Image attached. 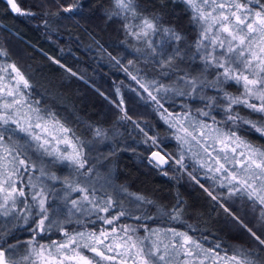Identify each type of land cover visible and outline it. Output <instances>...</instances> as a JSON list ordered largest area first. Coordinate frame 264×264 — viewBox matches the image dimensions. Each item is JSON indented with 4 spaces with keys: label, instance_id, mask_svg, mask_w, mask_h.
I'll list each match as a JSON object with an SVG mask.
<instances>
[{
    "label": "snow or ice",
    "instance_id": "6c2138e0",
    "mask_svg": "<svg viewBox=\"0 0 264 264\" xmlns=\"http://www.w3.org/2000/svg\"><path fill=\"white\" fill-rule=\"evenodd\" d=\"M5 2L18 16L48 15L23 9L18 0ZM56 3L69 18L81 14L87 6V0H76L68 6L61 4V0ZM107 3L108 7L97 6L103 8L101 18L119 25L118 30L126 38L122 43L136 41L144 46L127 53L133 57L127 65L111 53L110 60L135 82L138 87L132 91L145 101V106L150 104L160 114L178 143V156L153 151L149 165L173 180L182 179L181 174L192 167V172H188L190 180L231 221L244 228L257 246H264V236L258 234L264 233V147L246 139L249 135L264 139V0H157L151 7H141L138 0H107ZM169 4L173 9L183 4L191 10L190 23L198 29L193 44H187L185 34L178 30L180 17L176 16L173 22L171 13L165 11ZM43 23L47 25L48 21ZM8 56V51L0 48V58ZM49 59L65 68L60 60ZM141 60L143 67H134ZM146 68H155L159 78H150L144 71ZM65 70L77 76L70 68ZM0 72L3 73L0 74V218L12 225L0 227V264H172L174 255L181 258L182 264H205L206 260L221 259L215 251L203 249L184 232L172 228L167 232L150 230L144 222L153 219L149 210L155 207V202L130 193L124 185H114L111 170L101 175L97 171L100 158L93 162L90 155L89 145L93 142L82 140L56 113L42 107V100L31 95L32 85L14 63L0 66ZM233 85L238 94L228 91ZM206 90H211L213 95H207ZM116 93L120 96L119 87ZM194 97L203 104L196 110L197 117L204 119L194 118L190 111L169 110L177 98L183 109ZM113 103L120 120L131 122L144 133L145 143L150 140L158 146L157 138L149 136L144 126L133 120L124 107L123 97ZM240 107L248 110L247 116L237 111ZM209 119L211 123L207 122ZM87 130L94 141L108 138L99 127L88 125ZM193 142L202 153H192L191 159L205 170L204 178L218 183L226 194L205 187L195 174L197 168L188 163ZM111 155H115V150ZM33 156L41 163L39 169ZM48 165L69 168V177L61 180L55 172H49ZM166 166L177 175L168 176ZM36 171L39 176L35 175ZM24 174L28 175L27 183L21 179ZM56 184L61 187L57 189ZM72 193L79 196L73 198ZM57 199L63 201L67 216L54 206ZM236 199L249 206L258 225L255 230L229 205V201L235 203ZM183 211L184 201L177 194L176 203L162 215L179 221ZM72 217H76L78 224L82 223L81 217H88L87 223L94 227L99 221L101 227L98 231L69 233L66 226L72 223ZM122 218L134 223L121 224ZM141 227L149 236L137 235ZM18 231L29 233L25 242L27 252L21 260L15 258L21 246ZM53 231L64 240L42 243ZM168 233L172 237L170 243H146L152 235ZM85 250L92 255L85 254ZM230 259L235 264H264L259 253H245L243 249Z\"/></svg>",
    "mask_w": 264,
    "mask_h": 264
},
{
    "label": "trees",
    "instance_id": "16d2710c",
    "mask_svg": "<svg viewBox=\"0 0 264 264\" xmlns=\"http://www.w3.org/2000/svg\"><path fill=\"white\" fill-rule=\"evenodd\" d=\"M75 2L76 0H61L64 6ZM138 2L141 7H151L157 0H138ZM18 3L23 9L37 13L46 12L48 15H39L37 18L18 16L11 12L5 0H0V48L6 49L9 53L6 59L0 58V66L14 63L32 85L31 95L42 100V107L56 113L57 118L71 127L82 140L93 142L89 145L92 149L90 155L93 162L97 157L100 158L97 171L101 175L111 170L114 185H124L130 193L144 195L155 202V207L149 210V215L153 219L144 222L147 227L150 230L161 229L162 232H167L169 228L184 232L193 241L200 243L203 249H212L221 257L219 260H206L205 264H235L230 258L233 254H237L239 249H243L245 253H259V258L264 260V251H259L264 246H257L244 228L231 221V217L215 204L198 184L190 180L188 172H192V167L181 174L182 179L173 180L149 165L148 156L153 150L165 154L161 149L163 148L167 153L178 156V143L174 138L173 130L160 118V114L154 112L150 104L145 106V101L132 91L134 87H138L135 82L110 60L111 53L127 65L128 60L133 58L127 53L134 47L144 46L137 45L136 41L122 43L126 38L118 30L119 25L101 18L103 8L97 6L108 7L107 0H87V6L82 9L81 14L72 15L71 18L69 14L62 12L56 0H18ZM165 11L171 13L170 19L173 22L176 16L180 17L178 30L185 34L187 44H193L198 29L190 23L191 10L183 4L173 9L169 4ZM57 12L60 16L53 15ZM44 20L48 21L47 25L43 23ZM49 57L60 60L65 68H70L77 73V76H71L65 68L54 64ZM143 64L144 61L141 60L134 67L140 68ZM144 71L150 78H159L155 68H146ZM192 74L195 75L196 72ZM165 82L171 83V81ZM117 87L120 89V96H117ZM228 91L238 94L235 85L228 88ZM206 93L209 96L213 95L211 90H206ZM120 97H123L124 107L129 110L133 120L139 121L149 136L157 138L158 146L152 145L150 140L145 143L147 137L144 133L136 129L131 122L119 119L120 113L113 102H118ZM201 107L203 104L194 97L188 100L187 107L182 109L181 101L177 98L175 106L169 110L176 113L190 111L194 118L204 119L197 117L196 110ZM237 111L242 116L248 115V110L243 107L238 108ZM217 119L219 120L220 116H217ZM207 122L211 123V120ZM88 125L105 130L108 138L94 141L92 133L87 130ZM246 139L258 147H264V139L259 138L258 135H249ZM187 147L185 146L186 152ZM113 150H115L114 156L111 155ZM192 153H202V149L195 142L192 143L191 153H188V163L197 168L195 174L205 187L210 190L214 188L217 194H226V190L220 189L218 183L204 178L205 170L200 169L191 159ZM104 157L108 159L105 160ZM32 159L36 160V157L33 156ZM36 166L37 169L41 167L39 160H36ZM48 169L49 172H55L61 180L69 177L71 171L62 165H48ZM31 171L29 168L30 173ZM165 171H168V176L177 175L167 166ZM35 175L39 176V171H36ZM21 179L27 183L28 175H22ZM60 187V184H56L57 189ZM177 194L184 201V211L179 221H172L162 213L170 210L176 203ZM71 195L77 198L79 193ZM229 205L249 228L255 230L258 227L249 206L242 204L239 199H236L235 203L229 201ZM54 206L60 207L65 216L68 215L62 200L57 199ZM88 219L81 217L82 223L78 224L76 217H72V223L66 226L67 230L69 233L98 231L101 222L96 221L93 227V224L87 223ZM120 223L134 222L122 218ZM0 227L11 228L12 225L5 224L0 218ZM258 234L264 236V233ZM16 235L21 241V246L16 250L15 258L21 260L27 252L25 242L29 238V233L18 231ZM137 235L144 238L149 236V233L141 227ZM52 240L63 241L64 237L53 231L41 242L50 243ZM171 240V234L168 233L152 235L146 243L151 244L153 241L170 243ZM217 244L220 245L219 249L216 248ZM85 254L92 255L86 250ZM225 256L229 259H223ZM238 258L243 259V256L238 254ZM172 264H182L181 258L174 255Z\"/></svg>",
    "mask_w": 264,
    "mask_h": 264
},
{
    "label": "water",
    "instance_id": "95a60500",
    "mask_svg": "<svg viewBox=\"0 0 264 264\" xmlns=\"http://www.w3.org/2000/svg\"><path fill=\"white\" fill-rule=\"evenodd\" d=\"M153 151H159V150H153ZM153 151H152V152H153ZM160 152H161V151H160ZM161 154H163V153L161 152ZM150 155H151V153L149 154L148 158L150 157ZM165 168H166V167H165Z\"/></svg>",
    "mask_w": 264,
    "mask_h": 264
},
{
    "label": "rangeland",
    "instance_id": "374dc122",
    "mask_svg": "<svg viewBox=\"0 0 264 264\" xmlns=\"http://www.w3.org/2000/svg\"><path fill=\"white\" fill-rule=\"evenodd\" d=\"M94 146H96V145H94ZM165 153H167L163 148H161Z\"/></svg>",
    "mask_w": 264,
    "mask_h": 264
}]
</instances>
